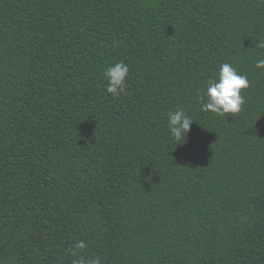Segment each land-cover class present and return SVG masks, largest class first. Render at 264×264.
I'll use <instances>...</instances> for the list:
<instances>
[{"label": "trees", "instance_id": "obj_1", "mask_svg": "<svg viewBox=\"0 0 264 264\" xmlns=\"http://www.w3.org/2000/svg\"><path fill=\"white\" fill-rule=\"evenodd\" d=\"M261 41L264 0H0V264H264ZM225 62L224 119L196 92Z\"/></svg>", "mask_w": 264, "mask_h": 264}, {"label": "clouds", "instance_id": "obj_2", "mask_svg": "<svg viewBox=\"0 0 264 264\" xmlns=\"http://www.w3.org/2000/svg\"><path fill=\"white\" fill-rule=\"evenodd\" d=\"M257 47L264 49V41L258 42ZM255 67L264 69V59H257ZM128 74L129 66L122 60L107 66L103 71L107 81V93L113 97H119L125 91ZM248 87L247 76L239 73L232 64L225 62L220 64L218 70H214L212 76L207 79L203 85V91L197 90L196 99L201 111L211 112L225 119L226 115H235L241 111L244 104L241 90ZM192 122L193 120L182 108H176L167 113L168 134L176 142L175 147L187 142V134ZM74 248L83 251L87 248V244L83 240L77 241ZM72 255L76 256V251H73ZM72 264H100V259L81 255L74 259Z\"/></svg>", "mask_w": 264, "mask_h": 264}]
</instances>
